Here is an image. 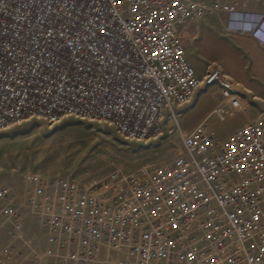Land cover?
<instances>
[{"label":"built area","instance_id":"built-area-1","mask_svg":"<svg viewBox=\"0 0 264 264\" xmlns=\"http://www.w3.org/2000/svg\"><path fill=\"white\" fill-rule=\"evenodd\" d=\"M216 11L264 47V14L231 2L0 0V131L72 115L180 145L101 180L31 173L23 197L0 185V228L10 227L0 264H264V120L223 138L179 122L210 87L220 120L241 109L235 82L216 66L197 74L179 38Z\"/></svg>","mask_w":264,"mask_h":264},{"label":"rangeland","instance_id":"rangeland-1","mask_svg":"<svg viewBox=\"0 0 264 264\" xmlns=\"http://www.w3.org/2000/svg\"><path fill=\"white\" fill-rule=\"evenodd\" d=\"M200 1L205 4L212 1L231 2L247 8L257 5L264 9V0ZM209 14L205 17L208 18ZM219 14L221 20H225L224 13ZM203 20L206 21L205 18ZM192 21L197 23L198 20ZM197 26L192 37L203 40L202 45L207 52L199 54L190 41L188 56L203 64L199 74L203 75L208 66H216L237 83L242 88L241 109L223 120L210 114L196 124L189 125V122L198 118L199 113L195 109L208 100L212 101V91L204 89L182 108L180 126L192 131L196 126L206 123L213 135L223 138L246 121L264 120V47L254 43L248 33L234 35L227 32V35L219 36L224 45V57L217 62V27L211 24L204 26V23ZM188 33H185L184 38L189 36ZM179 38L182 41L181 35ZM205 58L210 60L206 61ZM179 150L178 140L171 139V135L166 136L165 133L154 140L134 141L125 139L104 121L62 115L56 121L47 123L41 118L29 117L18 125L0 131V185L10 186L15 194L23 197L27 189L24 181L27 174L67 178L84 183L101 180L116 169L127 172L140 164L160 161ZM29 225L25 224L28 232L29 229L35 231L34 224L29 222ZM9 231L8 224L0 228V247ZM31 264L53 262L43 258Z\"/></svg>","mask_w":264,"mask_h":264},{"label":"crops","instance_id":"crops-1","mask_svg":"<svg viewBox=\"0 0 264 264\" xmlns=\"http://www.w3.org/2000/svg\"><path fill=\"white\" fill-rule=\"evenodd\" d=\"M249 8L251 10H254V11H261L263 14H264V9H262L261 7L257 6V5H250ZM224 18L225 20H221V17H220V14L219 12L215 13H211L209 14L208 18L205 17V22L204 20H201V21H197V23H195L196 21H188L184 26H182L180 29H179V35L182 36V43L185 47V53H186V57H187V60L189 61V63L191 64V66L194 68L195 72L197 74H199V71L202 70L203 68V64L195 61V60H192L189 56H188V53H187V47H190V41H192V45L194 46V48L197 50V52L199 54L201 53H205L207 52L206 49L204 48V46L202 45V41L203 40H195L194 37H192L194 34H193V30L194 28H197L198 29V24L201 25V23H204V26H207V25H212V26H216L217 27V62L221 61L223 59V55H222V48H223V41L222 39L219 37L220 35H227V30L225 28V22H226V15L224 14ZM214 19H217V21H214ZM197 26V27H196ZM188 33L189 36L187 38H184V35L185 33ZM205 32H203L204 34ZM230 33V32H229ZM234 35H238V34H234ZM253 42L254 43H257L254 39H253ZM258 44V43H257ZM259 45V44H258ZM206 61H209L210 59L209 58H205ZM206 70V69H205ZM201 75V74H200ZM237 84V83H236ZM239 90H242V88L237 84ZM210 89V91H212V94L210 96V98H212V101L211 100H208L202 104H200L195 110H197L196 112L199 113V115L197 116L198 118L189 122V125H193V124H196L197 122H199V120L204 117V116H208L210 114H212V111L214 110V108L220 103L221 101V97L219 95V91L218 89H216L215 87H210V88H207V90ZM209 91V92H210ZM199 92V91H198ZM197 92V93H198ZM209 97V96H208ZM238 113V112H237ZM183 128V127H182ZM236 129V128H235ZM233 131V130H232ZM231 131V132H232ZM230 133V132H229ZM29 224V223H28ZM31 224V223H30ZM32 232V230H31Z\"/></svg>","mask_w":264,"mask_h":264},{"label":"bare ground","instance_id":"bare-ground-1","mask_svg":"<svg viewBox=\"0 0 264 264\" xmlns=\"http://www.w3.org/2000/svg\"><path fill=\"white\" fill-rule=\"evenodd\" d=\"M235 87L237 88V90H239V88H238V86H237V84L235 83ZM239 91H241V90H239Z\"/></svg>","mask_w":264,"mask_h":264}]
</instances>
